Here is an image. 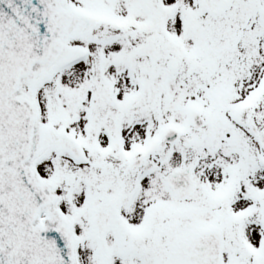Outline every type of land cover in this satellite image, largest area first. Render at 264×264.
<instances>
[{
    "label": "snow or ice",
    "instance_id": "6c2138e0",
    "mask_svg": "<svg viewBox=\"0 0 264 264\" xmlns=\"http://www.w3.org/2000/svg\"><path fill=\"white\" fill-rule=\"evenodd\" d=\"M0 264H264V0H0Z\"/></svg>",
    "mask_w": 264,
    "mask_h": 264
}]
</instances>
